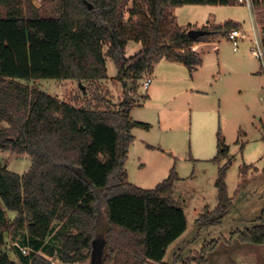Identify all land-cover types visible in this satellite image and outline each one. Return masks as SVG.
<instances>
[{"label": "trees", "instance_id": "trees-1", "mask_svg": "<svg viewBox=\"0 0 264 264\" xmlns=\"http://www.w3.org/2000/svg\"><path fill=\"white\" fill-rule=\"evenodd\" d=\"M21 1L0 0L6 8L0 16V122L7 123L0 128V149L27 154L31 164L22 174L0 165V264L80 263L97 242L101 264H169L162 261L166 249L187 225L173 198L179 177L171 168L153 188H142L128 181L124 167L134 140L129 124L146 129L149 124L131 119L127 101L120 109L103 107L98 97L96 107L79 106L17 79L97 82L108 77L106 58L116 65L114 78L133 90L161 58L191 72L202 62L194 42L225 36L240 24L202 25L198 28L206 33L191 38L187 30L194 27L181 28L173 8L230 0H140L145 14L127 19V0H49L58 3L55 16L25 14ZM262 8L257 2V20ZM258 22L264 28L263 16ZM130 40L141 48L126 56ZM217 146L219 155L227 154L219 132ZM229 165L230 160L219 167L217 203L199 213L198 224H217L231 209ZM7 210L16 212L12 220ZM256 220L231 234L243 244L264 245V204ZM55 221L61 222L56 230ZM6 233L21 235V245L12 246L18 261L1 249ZM198 263L206 264L205 258Z\"/></svg>", "mask_w": 264, "mask_h": 264}, {"label": "rangeland", "instance_id": "rangeland-1", "mask_svg": "<svg viewBox=\"0 0 264 264\" xmlns=\"http://www.w3.org/2000/svg\"><path fill=\"white\" fill-rule=\"evenodd\" d=\"M21 7L25 14H58L56 1L22 0ZM124 9L126 19L132 13L145 14L140 0H127ZM5 11L0 5V16ZM173 11L177 23L184 26L211 19L216 23L237 20L248 29L251 22L248 8L237 3L183 4L175 6ZM261 16L264 20L263 8L258 20ZM226 36L213 37L215 42H207L202 47V64L193 72L179 64L158 69L157 81L165 86L153 99L157 102L155 109L142 106L134 109L138 116L145 115L152 120V125L149 129L133 128L132 134L137 140L130 144L124 163L128 181L142 188H153L167 177L171 168L179 177L174 184L173 198L183 208L187 225L166 249L162 261L169 264L175 255L179 257L177 264H200V257L205 258L206 264H264V245L263 250H257L231 234L236 229L257 224L256 218L264 204V72L259 60L249 53L246 41L239 42L238 50L234 51ZM106 60L108 77L102 81L50 78L17 81L79 106L96 107V97L108 109H120L123 101L129 107L142 100L147 91L143 87V75L134 90L131 85L124 88L113 77L117 72L115 63L110 58ZM192 81L194 90L184 94L182 91ZM5 126L6 122H0V128ZM218 132L228 147L226 155L218 154ZM215 157L217 161H213ZM228 160L225 183L228 195L234 196L233 205L219 223L198 224L195 219L199 213L205 207L211 210L217 203L218 169ZM30 164L27 154L0 149V165H6L9 170L22 174ZM15 214V211H6L9 220ZM60 224L55 221L54 229ZM14 244L21 245V235L6 233L1 249L18 261ZM121 257L123 261L125 255ZM89 262L88 257L79 264Z\"/></svg>", "mask_w": 264, "mask_h": 264}, {"label": "crops", "instance_id": "crops-1", "mask_svg": "<svg viewBox=\"0 0 264 264\" xmlns=\"http://www.w3.org/2000/svg\"><path fill=\"white\" fill-rule=\"evenodd\" d=\"M230 3H234V4H236V0H230ZM238 4V3H237ZM173 13H174V11H173ZM175 18H176V16H175ZM236 22L235 23H239L240 25H242L241 23H240V21H237V20H235ZM179 24V23H178ZM212 24H219V23H216V22H214V20L213 19H211V20H207L205 23H200V22H190V25H192L193 27H200V26H202V25H212ZM179 26L181 27V28H183V29H185L187 26H184V25H180L179 24ZM220 37H224V36H219L218 38H216V39H219ZM215 39H212V40H209V41H197V42H194L193 44H192V48L195 50V51H197V52H199L200 53V55H201V58H202V47L204 46V45H206V43L207 42H215L214 41ZM219 41V40H218ZM141 48V43L140 42H138V41H132V40H130V41H128V43H127V45H126V56H130V55H132V54H134L135 52H137L139 49ZM107 59V58H106ZM256 59V58H255ZM203 61V60H202ZM106 62H107V60H106ZM173 64H179V65H183L181 62H177V61H170V60H167V59H165V58H161L160 60H158L156 63H154V65H153V67H152V69L149 71V72H144L142 75H143V77H144V79H145V77H150L151 78V81H150V84L148 85V87L146 88L147 89V91H146V95H145V97H143L142 98V100H140V101H138V102H136V103H134V104H132V105H130V117H131V119L132 120H135V121H142V122H146V123H148L149 124V128H150V126L152 125V120H150L149 118H146L145 117V115H143V116H138L136 113H135V111H134V109L136 108V107H139V106H142V108L144 107V108H148V109H152L153 107H154V109H155V106L157 105V102H153V99L155 98V96H157V94L159 95L160 94V91L161 90H163L164 89V86H165V84H163V82H161V81H157V75L155 74V72L158 70V69H160V68H165V66H166V69H170L171 68V66H174ZM201 64H202V62H201ZM200 64V65H201ZM199 65V66H200ZM184 66V65H183ZM199 66H197L196 68H194L191 72H193V71H195V70H197V68L199 67ZM186 67V66H185ZM256 72H258V71H256ZM152 76H154L153 78H152ZM114 77V76H113ZM69 80V79H68ZM102 81V80H101ZM193 83H194V81H192L190 84H189V88H185V90H183L182 92H184V94H188L187 92H192L193 90H194V87H195V85H193ZM138 100V99H137ZM156 119V118H155ZM142 128V127H139V126H133L132 128H130V132H131V134H132V132H133V128ZM149 128H147V129H149ZM144 129H146V128H144ZM140 134V137L142 136V134L141 133H139ZM133 135V134H132ZM134 136V140L133 141H135V140H137V138H136V136L135 135H133ZM225 141V140H224ZM147 143V142H146ZM147 146H151V147H153V145H151V144H149V143H147ZM215 207V206H214ZM213 207V208H214ZM15 217V216H14ZM14 217H11L12 219L14 218ZM251 246H255L256 247V249L257 250H263V249H261L262 247V245H251Z\"/></svg>", "mask_w": 264, "mask_h": 264}, {"label": "built area", "instance_id": "built-area-1", "mask_svg": "<svg viewBox=\"0 0 264 264\" xmlns=\"http://www.w3.org/2000/svg\"><path fill=\"white\" fill-rule=\"evenodd\" d=\"M260 2L264 5V0H236V3L244 5L248 8L251 22L250 26L247 28L239 25L238 27L231 28L226 38L230 40L233 44V50L237 51L239 47V42L246 41L248 43L249 53L259 60L261 70L264 72V28L258 22L256 18V3ZM151 78L145 77L143 82V87L147 88L150 84ZM23 253H26L25 248H21ZM50 264H59L55 261H50ZM73 264H79V262H74ZM232 264H255L254 262L246 263H232Z\"/></svg>", "mask_w": 264, "mask_h": 264}, {"label": "water", "instance_id": "water-1", "mask_svg": "<svg viewBox=\"0 0 264 264\" xmlns=\"http://www.w3.org/2000/svg\"><path fill=\"white\" fill-rule=\"evenodd\" d=\"M204 33H206V31L200 28H191L187 30V34L191 38H197L203 35ZM129 127L132 128L133 123H130ZM101 254H102V245L97 242L93 246L89 264H101V260H102Z\"/></svg>", "mask_w": 264, "mask_h": 264}]
</instances>
